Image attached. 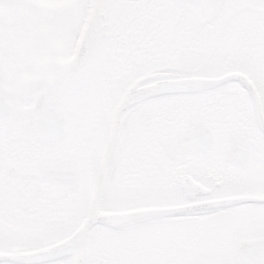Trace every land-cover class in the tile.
Here are the masks:
<instances>
[{"label": "snow or ice", "instance_id": "snow-or-ice-1", "mask_svg": "<svg viewBox=\"0 0 264 264\" xmlns=\"http://www.w3.org/2000/svg\"><path fill=\"white\" fill-rule=\"evenodd\" d=\"M0 264H264V0H0Z\"/></svg>", "mask_w": 264, "mask_h": 264}]
</instances>
